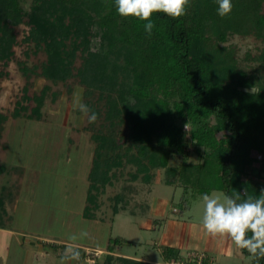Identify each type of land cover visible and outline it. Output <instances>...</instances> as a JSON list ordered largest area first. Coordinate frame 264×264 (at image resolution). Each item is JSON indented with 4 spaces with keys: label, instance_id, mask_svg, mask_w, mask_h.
<instances>
[{
    "label": "trees",
    "instance_id": "obj_1",
    "mask_svg": "<svg viewBox=\"0 0 264 264\" xmlns=\"http://www.w3.org/2000/svg\"><path fill=\"white\" fill-rule=\"evenodd\" d=\"M231 3L224 17L217 0H190L175 19L155 12L149 36L146 21L120 16L114 0H0V79L13 61L25 80L13 107L0 111V138L7 119L42 120L48 94L58 96L49 84L34 90L33 78L65 84L68 93L71 79L97 115L89 123L86 114L83 125L93 143L85 216L93 217L106 185L120 183L111 205L117 213L135 183L150 186L160 168L163 184L181 189L184 208L214 190L258 196L264 189V0ZM234 35L257 46L240 56L229 42ZM38 52L45 58L30 61ZM7 167L1 162L0 173ZM122 242L108 240L104 264H148L115 255ZM173 253L163 247L165 258Z\"/></svg>",
    "mask_w": 264,
    "mask_h": 264
},
{
    "label": "rangeland",
    "instance_id": "obj_2",
    "mask_svg": "<svg viewBox=\"0 0 264 264\" xmlns=\"http://www.w3.org/2000/svg\"><path fill=\"white\" fill-rule=\"evenodd\" d=\"M229 42L235 45L240 56L257 46L251 37L238 35L231 36ZM20 50L16 47V54ZM43 58L45 54L38 52L29 60L37 62ZM7 70L8 76L0 79V111L6 113L13 107L25 82L13 61ZM33 82V89L37 92L44 84H49L53 91L58 90L59 93L55 99L48 94L42 107V120L17 117L4 122L0 163L4 162L8 167L0 173V226L10 227L13 232L3 237L0 233V264H92L86 260L85 251L96 248L104 251L100 250L94 262L104 264L107 242L117 236L126 242L115 245L116 253L138 257L149 254L159 259V251L151 239L157 232L139 225L147 216L148 206L146 208L134 202L146 200L149 204L154 185L163 181V169L156 171L150 186L135 183L137 190L130 202L118 205L117 213L112 212L111 205L114 202L112 196L120 189V183L106 185L93 217L85 216L87 175L93 143L90 133L83 128L86 114L78 113L74 107L78 98L81 101L82 87L70 79L67 84H71L72 90L68 93L65 84L54 85L42 77L33 78ZM226 135V132L219 134L220 137ZM190 157L197 159L195 154ZM177 162V158L170 160L172 165ZM175 190L173 198L160 208L163 210L161 221L166 217L190 219L194 213L195 216L203 215L201 197L184 208L180 202L181 189ZM212 193L224 194L221 190ZM82 230L88 233L86 239L78 242L84 256L81 255L78 261L64 260L69 235ZM244 264H252V257L246 256Z\"/></svg>",
    "mask_w": 264,
    "mask_h": 264
},
{
    "label": "clouds",
    "instance_id": "obj_3",
    "mask_svg": "<svg viewBox=\"0 0 264 264\" xmlns=\"http://www.w3.org/2000/svg\"><path fill=\"white\" fill-rule=\"evenodd\" d=\"M116 11L122 17H135L144 23V31L150 36L155 27L151 17L155 12H163L172 18L186 14L190 0H114ZM217 14L220 17L232 11L231 0H217ZM75 108L88 114L89 123H94L97 115L79 98ZM185 128L187 129L186 125ZM202 226L211 236H224L230 239L236 248L247 250L257 261L264 258V189L258 196L241 198L239 193L233 195L204 193ZM88 237L87 231L70 234L64 252L65 260H79L81 252L78 242ZM92 264H95L93 261Z\"/></svg>",
    "mask_w": 264,
    "mask_h": 264
},
{
    "label": "crops",
    "instance_id": "obj_4",
    "mask_svg": "<svg viewBox=\"0 0 264 264\" xmlns=\"http://www.w3.org/2000/svg\"><path fill=\"white\" fill-rule=\"evenodd\" d=\"M154 186L153 197L148 204L147 216L140 221L139 225L143 229L157 232L156 236L154 238L151 237V239L154 247L159 251L160 258L156 259L149 254L141 257L130 256L114 251L115 255L129 256L145 261L148 264H168L171 260L187 261L189 260L190 252L196 251L204 253L201 264H244L246 256L240 252V249L235 247L230 239L219 235L214 237L206 232L202 226V216H195L194 213L190 215V219L166 217L164 221H161L163 210H160V208L173 198L176 190L173 186L162 182L160 185L155 184ZM12 232L13 230L10 227L0 226L1 237L4 234H12ZM166 246L174 249V255L169 258H165L163 255V247ZM96 249L104 251L101 248ZM80 252L84 256V251L80 250Z\"/></svg>",
    "mask_w": 264,
    "mask_h": 264
},
{
    "label": "built area",
    "instance_id": "obj_5",
    "mask_svg": "<svg viewBox=\"0 0 264 264\" xmlns=\"http://www.w3.org/2000/svg\"><path fill=\"white\" fill-rule=\"evenodd\" d=\"M99 253H101V251L96 249H92L89 251L86 250V260L92 263L94 261V257L98 256ZM188 257L189 260L187 261L171 260L168 264H201L202 258L204 257V253L192 251L190 252Z\"/></svg>",
    "mask_w": 264,
    "mask_h": 264
}]
</instances>
